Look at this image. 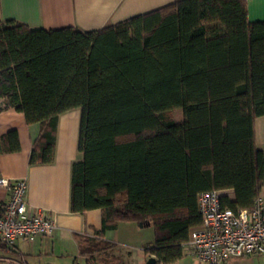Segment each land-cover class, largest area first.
<instances>
[{
    "label": "trees",
    "instance_id": "16d2710c",
    "mask_svg": "<svg viewBox=\"0 0 264 264\" xmlns=\"http://www.w3.org/2000/svg\"><path fill=\"white\" fill-rule=\"evenodd\" d=\"M3 109L40 125L30 165L54 161L58 118L79 110L69 210L101 211L99 229L76 234L80 256L114 264L105 231L151 224L147 260L176 264L201 223L200 192L232 190L220 204L237 211L264 184L254 137L264 115V20H248L246 0H176L88 31L35 29L0 14ZM175 109L180 121L168 115ZM18 148L15 131L0 137V153Z\"/></svg>",
    "mask_w": 264,
    "mask_h": 264
},
{
    "label": "crops",
    "instance_id": "0c3cea01",
    "mask_svg": "<svg viewBox=\"0 0 264 264\" xmlns=\"http://www.w3.org/2000/svg\"><path fill=\"white\" fill-rule=\"evenodd\" d=\"M176 0H0L3 19L25 23L35 29L76 27L83 31L103 28L131 16L147 12ZM249 21L264 20V0H246ZM80 112L78 109L61 114L56 129L54 161L51 164L30 165L29 154L39 135L38 123L27 124L21 112L0 110V137L15 131L19 148L0 153V176L25 178L26 202L33 211H43L56 227L50 235L37 237L33 242L17 239L11 248L0 247V264H104L95 255L90 261L78 254L76 234L91 235L101 227L100 209L83 214L69 210L71 163L77 158V139ZM256 147L264 158V115L254 119ZM4 146H8L7 143ZM230 198L232 190H223ZM264 200V184L259 194ZM8 199V192L0 189V202ZM135 223H120L116 230L105 231L103 238L122 247L130 264H140V254L130 243L129 235L118 234L120 228L139 231ZM133 246V247H131ZM114 264H121L117 257ZM98 262V263H97ZM123 263V262H122Z\"/></svg>",
    "mask_w": 264,
    "mask_h": 264
},
{
    "label": "built area",
    "instance_id": "2783aa9c",
    "mask_svg": "<svg viewBox=\"0 0 264 264\" xmlns=\"http://www.w3.org/2000/svg\"><path fill=\"white\" fill-rule=\"evenodd\" d=\"M25 178L0 176V189L8 199L0 202V247L11 248L17 239L33 242L56 227L45 212H33L26 202ZM221 192L197 195L201 223L182 244V254L198 264H224L231 259L264 253V200L259 195L250 209L223 208Z\"/></svg>",
    "mask_w": 264,
    "mask_h": 264
},
{
    "label": "rangeland",
    "instance_id": "374dc122",
    "mask_svg": "<svg viewBox=\"0 0 264 264\" xmlns=\"http://www.w3.org/2000/svg\"><path fill=\"white\" fill-rule=\"evenodd\" d=\"M181 109H175L169 112V117L175 121H180L182 118V112ZM139 231H136L134 234L130 232V230L125 228H120L118 231V234H122L123 236L129 235L130 237V243L134 246V249L137 250V252L140 254V264H146L147 258L150 254L144 252L145 247H151L153 243V237H154V231L153 226L150 224L148 226L144 227H138ZM131 246V247H133ZM119 249H122V247H119ZM111 250L109 251L108 255H113L117 253V257H121L119 260H121V264H130V261L128 262L127 256L125 255V252L122 250ZM114 256V255H113ZM153 257V255H151ZM103 259V255L97 256L98 262H100ZM97 262V263H98ZM123 262V263H122ZM1 264H8V263H1ZM176 264H198L197 261H195L193 258L190 257H183L178 263ZM224 264H264V253L260 255H249L240 257L237 259H231Z\"/></svg>",
    "mask_w": 264,
    "mask_h": 264
},
{
    "label": "water",
    "instance_id": "95a60500",
    "mask_svg": "<svg viewBox=\"0 0 264 264\" xmlns=\"http://www.w3.org/2000/svg\"><path fill=\"white\" fill-rule=\"evenodd\" d=\"M153 259H148L147 261H146V264H153Z\"/></svg>",
    "mask_w": 264,
    "mask_h": 264
}]
</instances>
